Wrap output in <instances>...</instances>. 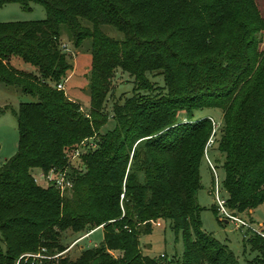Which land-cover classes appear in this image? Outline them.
<instances>
[{
	"label": "trees",
	"instance_id": "trees-1",
	"mask_svg": "<svg viewBox=\"0 0 264 264\" xmlns=\"http://www.w3.org/2000/svg\"><path fill=\"white\" fill-rule=\"evenodd\" d=\"M10 2L41 3L47 15L0 22V83L38 98L15 111L18 150L0 164V264H241L201 228L199 168L213 126L211 116L194 112H221L214 145L227 207L241 214L262 204L264 0H0V6ZM62 24L76 47L91 39L88 114L57 87L73 68L61 46ZM118 69L133 77V93L115 101L110 114L105 105ZM8 108L0 107V115ZM86 139L97 146L83 154L70 195L35 181L36 171L63 170ZM159 219L181 234L180 258L144 253L140 237ZM100 226L98 245L74 259L68 252L49 257L68 248L63 232ZM246 242L256 252L246 264H264V237L251 233Z\"/></svg>",
	"mask_w": 264,
	"mask_h": 264
},
{
	"label": "rangeland",
	"instance_id": "rangeland-1",
	"mask_svg": "<svg viewBox=\"0 0 264 264\" xmlns=\"http://www.w3.org/2000/svg\"><path fill=\"white\" fill-rule=\"evenodd\" d=\"M264 6V4H262ZM46 10L41 3L31 2L30 8L24 7L19 2H10L0 6V22L19 21V20H42L46 18ZM83 25L91 26V23L81 19ZM102 29L114 38L121 39L123 34L111 25H103ZM61 46L65 45L64 50L70 56L73 63L72 70L61 81L63 90L68 97L80 103L82 111L89 113L90 105V66H91V39H86L80 47L73 43L71 31L67 24H62ZM260 49L264 50V35L260 44ZM13 64L21 69L34 70L33 67L19 59H13ZM152 81L157 85H163L162 78L159 75H150ZM133 77L128 73L118 69L113 78V88L111 95L106 102V111L112 113V107L115 101H123L126 96L133 93ZM36 96L24 93L20 87L0 83V107L6 105L9 108L0 115V164L5 158H10L18 150L19 130L15 111L18 110L22 102H36ZM195 118L211 116L219 125L221 123V112L215 108H203L194 112ZM110 120L112 118L110 117ZM209 159V160H208ZM208 159L203 156L200 172L201 187L197 192V202L203 207L200 212L201 228L210 233L220 242L234 252L241 264L250 263L254 259L256 252L252 251L246 242L251 233L245 228L237 227L234 223L223 221L219 214L214 213L211 206H215L214 196L211 190L214 181L219 184L220 194L226 196L222 188L224 171L221 167V155L216 149V144L208 150ZM210 164H213L215 172L212 171ZM44 185L43 182L40 183ZM216 207V206H215ZM244 219L249 220L255 227L264 222V202L252 209L250 213L240 214ZM87 231L76 233L67 230L62 234L63 243L70 247L69 257L76 258L83 248L93 247L102 241L103 229L94 230L90 235ZM77 241V243H75ZM141 247L144 253L150 256L165 255L166 258H180L183 252V241L180 233H175L169 221L157 220L153 222L150 234L140 237ZM5 250V245L3 244Z\"/></svg>",
	"mask_w": 264,
	"mask_h": 264
},
{
	"label": "built area",
	"instance_id": "built-area-1",
	"mask_svg": "<svg viewBox=\"0 0 264 264\" xmlns=\"http://www.w3.org/2000/svg\"><path fill=\"white\" fill-rule=\"evenodd\" d=\"M65 48V45L63 49ZM58 89H63V84L59 83L57 85ZM212 133L207 139V142L205 144L203 155L208 159V150L212 148V146L215 143V135L214 133L219 128V122L213 120L212 118ZM97 144L94 142V140H84L81 142V144L75 148L70 154H69V160L67 166L63 169H57L52 168L48 172L46 171H36L34 173V179L35 181L40 184L41 182L44 183V186H54L56 187L61 196H68L73 191L74 187V179L75 174L77 172L83 171L84 169V160H83V154L86 153V151L90 147H95ZM209 160V159H208ZM212 171L215 172V168L213 164H210ZM211 193L214 196V202L216 205L217 212L220 216V218H223V221L234 223L237 227L245 228L248 232L256 233L262 237H264V222L257 224L255 227L253 226V223L249 222V220L244 219L240 214L232 212L226 204V197L220 194L219 184L218 181H214V186L211 190ZM102 227V226H100ZM95 230V229H94ZM94 230H91L87 233V235H90ZM77 243V241L75 242ZM70 247H68L65 251L55 254L53 256H49L50 258H57L58 256L67 253L70 251Z\"/></svg>",
	"mask_w": 264,
	"mask_h": 264
},
{
	"label": "crops",
	"instance_id": "crops-1",
	"mask_svg": "<svg viewBox=\"0 0 264 264\" xmlns=\"http://www.w3.org/2000/svg\"><path fill=\"white\" fill-rule=\"evenodd\" d=\"M5 159H7V158H5ZM3 161H4V160H3ZM251 211H252V209H251V210H248L247 213H250ZM99 228L103 229V227H98V228H96V229H99ZM96 229H95V230H96ZM93 232H94V231H93ZM93 232H92V233H93ZM92 233H91V234H92ZM102 239H103V237H102Z\"/></svg>",
	"mask_w": 264,
	"mask_h": 264
}]
</instances>
